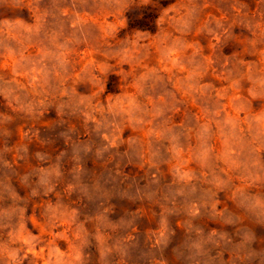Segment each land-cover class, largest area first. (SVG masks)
Segmentation results:
<instances>
[{
  "label": "rangeland",
  "instance_id": "obj_1",
  "mask_svg": "<svg viewBox=\"0 0 264 264\" xmlns=\"http://www.w3.org/2000/svg\"><path fill=\"white\" fill-rule=\"evenodd\" d=\"M0 264H264V0H0Z\"/></svg>",
  "mask_w": 264,
  "mask_h": 264
}]
</instances>
